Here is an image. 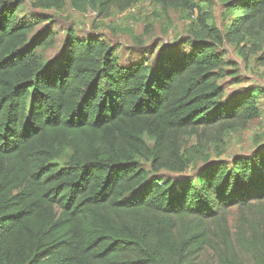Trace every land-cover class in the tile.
Masks as SVG:
<instances>
[{"label":"trees","instance_id":"16d2710c","mask_svg":"<svg viewBox=\"0 0 264 264\" xmlns=\"http://www.w3.org/2000/svg\"><path fill=\"white\" fill-rule=\"evenodd\" d=\"M138 1L70 0L98 17ZM155 1L201 10L196 0ZM34 3L61 10L67 0ZM19 6L0 0V264H197L207 249L219 264H248L244 254L264 264V151L204 165L177 187V177L158 180L138 159L179 174L189 166L186 133L201 141L203 130L259 117L251 90L224 98L216 71L224 53L193 38L123 64L116 45L70 29L44 60L39 50L57 33L33 35ZM228 8L235 32H264V0ZM63 148L71 155L61 168L54 160Z\"/></svg>","mask_w":264,"mask_h":264},{"label":"rangeland","instance_id":"374dc122","mask_svg":"<svg viewBox=\"0 0 264 264\" xmlns=\"http://www.w3.org/2000/svg\"><path fill=\"white\" fill-rule=\"evenodd\" d=\"M34 1L19 0L18 16L35 22L33 35L48 26L56 31L55 45L39 50L44 60H50L57 54L70 29L78 36H98L116 45L123 64L134 59L140 60L142 55L154 57L159 48L167 44L193 38L208 40L224 53L225 63L216 70L225 90L224 98L243 96L248 90L255 94L260 115L246 127L203 130L201 141L194 133L184 135L182 152L189 166L183 172L178 174L164 169L154 172L151 159L139 157L143 167L152 176L159 177L158 180L177 177L179 181L174 183L177 187L183 180L195 177L198 168L204 165L220 160L231 163L235 156L264 151V32L258 36H249L231 29L229 20L236 13L229 10V0H196L200 11L163 7L155 0H139L125 11L113 8L107 17H98V12L92 8L76 10L70 0L61 10L41 8ZM190 47L186 43L183 48L189 50ZM146 141L150 146L154 143L149 137H146ZM70 155L71 150L63 148L54 162L62 168L66 166ZM239 216L237 207L230 210L229 226L234 236ZM243 258L248 264L252 263L249 255L244 254ZM196 263L219 264V261L214 251L207 249Z\"/></svg>","mask_w":264,"mask_h":264}]
</instances>
